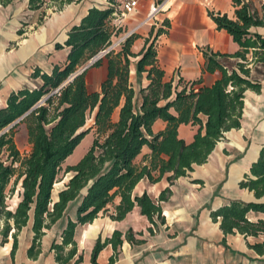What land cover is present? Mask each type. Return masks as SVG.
<instances>
[{
  "label": "trees",
  "instance_id": "trees-1",
  "mask_svg": "<svg viewBox=\"0 0 264 264\" xmlns=\"http://www.w3.org/2000/svg\"><path fill=\"white\" fill-rule=\"evenodd\" d=\"M12 1L0 0V3L6 5ZM29 1L32 8H40L45 3H54L61 8L74 0ZM109 2L108 8H91L81 23L70 29L66 44L71 46V51L65 66L56 65L50 74L36 70L35 75H41L43 84L13 93L7 106L0 108V225L4 220L0 232L6 241L10 231L16 229L12 254L18 245V232L27 225L32 209L36 237L29 249L30 255H34L43 228L59 219L70 201L80 199L78 221L70 220L63 243L54 244L57 258L63 262L74 253L73 248L68 256L62 254L65 244L76 243L73 240L76 225L92 221L117 196L121 197L116 205L117 218H123L137 203L154 221L155 214L161 215V206L147 192L133 198L136 184L144 177L152 182L159 181L168 172H172L169 176L172 181L193 169L195 163L207 161L224 132L240 127L245 91L248 88L259 91L262 87L264 36L251 32L250 28L264 24V12L260 16L253 13L247 3L234 0L236 19L211 12L218 27L225 28L240 45V49L232 54L206 52L205 68L222 71V76L211 86L196 90L195 82H189L180 90L176 89L173 80L165 79L155 42L148 38L141 52L134 53L131 44L136 36L132 34L120 48L110 50L90 65H99L104 58L108 60V76L101 89L90 90L85 78L88 68L81 72L80 68L112 44V36L122 31L112 23L118 2ZM162 31L163 28H159L158 33ZM57 47L63 45L58 43ZM133 56H140L138 72L147 71L150 79L149 85L140 90V106L134 100L136 92L130 83ZM219 56H233L238 61L229 69ZM117 107H120L119 117L114 120ZM158 118L167 125L155 132L153 124ZM90 119L93 121L88 126ZM21 123L26 124L32 144L26 156L21 155L14 139L15 128ZM181 123L198 125L191 142L179 136ZM92 129L95 137L87 152L77 163L64 168L66 158ZM145 145L151 152L138 162L137 157ZM17 162L19 166H16ZM251 171L256 178L246 175L248 180H243L241 185L254 189L261 196L264 194V148ZM68 172L72 175L60 190L58 200L53 201L54 184ZM14 176V186L8 189ZM20 180L21 199L12 210L8 208L7 198L14 193ZM168 192L169 188L164 190L160 199H165ZM250 210L264 212V203L232 201L215 212L214 217H222L221 227L225 233L236 230L246 235L264 233V219L250 220L247 217ZM121 235L120 231H115L111 240L114 245L121 241ZM104 245L97 242L94 264H97V254ZM252 246L264 253V241ZM113 260L114 257L111 262Z\"/></svg>",
  "mask_w": 264,
  "mask_h": 264
},
{
  "label": "crops",
  "instance_id": "crops-1",
  "mask_svg": "<svg viewBox=\"0 0 264 264\" xmlns=\"http://www.w3.org/2000/svg\"><path fill=\"white\" fill-rule=\"evenodd\" d=\"M156 1L159 0H139L134 13L120 18L116 15L112 23L116 28L121 27L122 31L113 35L112 40L137 28L133 33L136 37L131 50L139 53L148 38L154 41L158 63L165 70V79L173 80L176 89L180 90L189 82H195L196 90L211 86L222 76V71L205 68L206 52L232 54L240 49L232 35L225 28L218 27L211 12L236 19L234 0H163L157 22H143L151 4ZM242 1L249 5L253 13L263 15L264 0ZM110 5L109 0H74L61 8L54 3L32 8L29 0H13L6 5L0 3V108L7 106L13 93L32 90L43 84L41 75H35L36 70L50 74L56 65L65 66L71 51V46L66 44L70 29L80 24L91 8L104 9ZM159 28H163L161 33H158ZM250 31L264 36V24L253 25ZM58 43L63 47L58 48ZM139 58L131 57L130 64V83L135 89L134 100L138 106L142 102L140 90L150 83L147 71L138 72ZM218 58L229 69L238 61L233 56ZM86 65L79 71H83ZM87 68L85 78L88 88L100 90L108 76L107 58L101 64ZM260 80L262 87L259 91L250 88L245 91L240 127L224 132L207 161L195 163L193 169L172 181L169 180L172 172H168L159 181L152 182L144 177L136 184L133 198L147 192L161 206V215L155 214L154 221L142 212L137 203L123 218H117L116 205L121 201V197L117 196L92 221L76 225L73 235L76 243L65 244L62 254L68 256L73 248L74 253L63 262L57 258L54 244L63 243L64 231L70 220L78 221L80 199L70 201L64 214L50 227L43 228L36 241L34 255H30L29 251L36 237L32 209L27 225L18 232L14 254L13 233L16 229L10 231L6 241H3L0 232V264H94V248L98 241L105 245L97 254V264H264V253L252 246L264 241V233L246 235L238 230L225 233L221 227L222 217H214L215 212L232 201L264 203V194L258 196L254 189L241 185L243 180H248L247 176L256 178L251 167L259 160L264 148V75ZM119 111L120 107H117L113 113L114 120L118 119ZM166 125V121L158 118L153 130L158 132ZM197 130L198 125L192 123H181L178 128L179 136L187 142L194 139ZM91 131L95 134L94 129ZM14 139L17 144L15 136ZM27 141L26 152H22L17 145L22 156L29 154L32 148L28 134ZM76 148L65 162L73 159ZM150 152L148 145L143 146L137 161L139 157L142 161L144 155ZM81 157L68 165L77 163ZM16 166H19L18 162ZM71 175L72 172L62 174L54 184L53 201L58 200L60 190ZM15 179L16 176L8 189L14 186ZM167 188L170 192L165 199H160ZM20 191L21 180L14 193L7 198L9 209L14 210L17 206L21 199ZM11 198L15 199L13 204L9 203ZM247 217L252 221L264 219V212L250 210ZM3 225L4 220L0 228ZM117 230L122 233L121 241L114 245L111 240ZM112 257L114 260L111 262Z\"/></svg>",
  "mask_w": 264,
  "mask_h": 264
},
{
  "label": "built area",
  "instance_id": "built-area-1",
  "mask_svg": "<svg viewBox=\"0 0 264 264\" xmlns=\"http://www.w3.org/2000/svg\"><path fill=\"white\" fill-rule=\"evenodd\" d=\"M117 2H118L117 4L118 11L116 12V15L118 16V18L125 17L128 14L134 13L139 6V0H117ZM162 9H163V0L156 1L153 4H151L148 14L146 18L143 20V22L156 23L158 20V14L162 12ZM136 29L131 30L119 36L118 39L113 41L112 44H110L107 48L101 50L93 58H91L89 60V64H92L97 59L105 56L106 53H108L110 50L118 47L129 36H131L136 31ZM56 91H58V88L54 90V92Z\"/></svg>",
  "mask_w": 264,
  "mask_h": 264
},
{
  "label": "rangeland",
  "instance_id": "rangeland-1",
  "mask_svg": "<svg viewBox=\"0 0 264 264\" xmlns=\"http://www.w3.org/2000/svg\"><path fill=\"white\" fill-rule=\"evenodd\" d=\"M92 119H90L89 121H88V123H87V125L88 126H90L91 124H92ZM11 126V125H10ZM8 129V127L6 128V130ZM27 134H28V132H27V127H26V124L25 123H21V124H19L16 128H15V138H16V141H17V145H19L20 146V148H21V150H22V152H26L27 151V149H28V141H27ZM94 132L93 131H90L87 135H86V137H85V139L83 140V142L80 144L79 143V146L76 148V150H75V152H74V157H73V159L71 158V159H69L68 161H66L65 163H64V168L68 165V164H71V163H73V162H76V160H78L79 159V157H81V155H83L84 154V152L87 150V149H89V147L91 146V144H92V139L94 138ZM141 161V157H139V159H138V162H140ZM59 186V185H58ZM14 201H15V199L14 198H11L10 200H9V203L10 204H13L14 203ZM0 260H1V258H0ZM1 262V261H0Z\"/></svg>",
  "mask_w": 264,
  "mask_h": 264
},
{
  "label": "water",
  "instance_id": "water-1",
  "mask_svg": "<svg viewBox=\"0 0 264 264\" xmlns=\"http://www.w3.org/2000/svg\"><path fill=\"white\" fill-rule=\"evenodd\" d=\"M90 65H91V64L86 65V66L83 68V70L86 69L87 67H89Z\"/></svg>",
  "mask_w": 264,
  "mask_h": 264
}]
</instances>
